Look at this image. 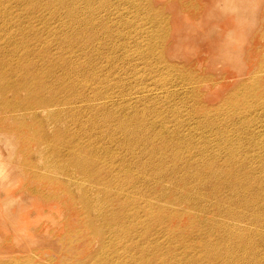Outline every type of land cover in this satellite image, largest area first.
Here are the masks:
<instances>
[{
  "label": "bare ground",
  "instance_id": "1",
  "mask_svg": "<svg viewBox=\"0 0 264 264\" xmlns=\"http://www.w3.org/2000/svg\"><path fill=\"white\" fill-rule=\"evenodd\" d=\"M157 1L0 0V264H264V147L245 132L264 116L238 122L239 88L206 106L169 61L172 28L226 3L244 30L219 53L264 60V40L243 46L261 4L185 0V21Z\"/></svg>",
  "mask_w": 264,
  "mask_h": 264
},
{
  "label": "rangeland",
  "instance_id": "2",
  "mask_svg": "<svg viewBox=\"0 0 264 264\" xmlns=\"http://www.w3.org/2000/svg\"><path fill=\"white\" fill-rule=\"evenodd\" d=\"M167 1L168 0H158L157 6L154 7V9L160 11L159 7L163 6ZM169 1V8L163 9V14L165 16H176L178 14L179 17L182 16L181 18L185 21H190V7H187L185 0ZM194 1L197 3V6L209 3V0ZM254 1L260 3L261 5L254 16L257 23L252 27L249 33V41L243 44L246 51L261 46L262 41L264 40V37L262 36L264 35V27L261 23V19L264 18V0ZM225 6L226 7L223 8L221 6L217 10L215 8L211 10L212 16L209 18H207L206 14H203L202 18L204 21L198 26L194 22H191L189 25L180 27V29L172 28L173 35L182 36L183 44L181 47L174 49L176 57L169 61L177 63L183 68H190L197 75L199 83L202 86L201 91L205 93L203 103L210 108H214L219 105L223 98L231 93V91L235 88H239L241 95H251L252 99L245 100V102L248 103V106L245 107L246 115L240 114L237 120L238 122L241 119L252 122L254 119L249 120V118L254 116V114H262L264 116V60H260L259 56L256 55L252 60H248L246 58L248 56H237L236 58L233 57V59H226L221 56V53H219L220 41L229 42L232 38H230L229 35L232 34L235 36L236 34H239V32L241 33V30H244L243 28L240 29L241 25H238V23L233 20L238 10L231 8V6H228L227 3ZM221 8L223 11L220 10ZM173 10H175V12L177 11L174 15L172 12ZM196 16H198V14ZM255 33H259L261 35V42L253 39ZM168 35L169 30H167V36ZM233 43L234 42H232V44ZM185 86H187L186 89L182 88L181 90L187 92V90L194 87V84H186ZM161 95L162 94L159 96ZM186 98L189 102L191 94L187 92ZM255 103H258L259 106H255ZM253 130L255 131V137L256 131L260 132V144L264 147V122H257V120H255L245 129V132H253ZM30 214L33 218L34 213ZM53 218L54 216L51 217L43 215L37 223L47 222L54 228L60 224L61 217L55 220ZM11 231L12 230H8V233H5V231L4 233L3 231L0 232V244L6 236L13 237L12 234L14 231ZM9 245L10 247H8V253L10 255L20 252L21 254L26 253L29 250L28 248L20 250L14 244V241L10 242ZM31 249L34 251H40V249H36L35 247H31ZM41 249H47L53 253L59 252V247L53 244H47L45 248ZM48 254L50 253H47V255ZM33 263L48 264V261L46 257H42L34 259Z\"/></svg>",
  "mask_w": 264,
  "mask_h": 264
}]
</instances>
